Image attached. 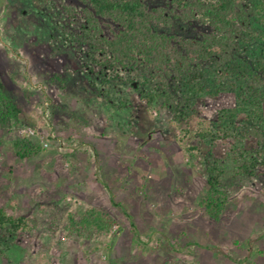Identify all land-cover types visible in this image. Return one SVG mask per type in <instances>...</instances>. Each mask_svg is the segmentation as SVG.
Wrapping results in <instances>:
<instances>
[{
	"label": "rangeland",
	"instance_id": "obj_1",
	"mask_svg": "<svg viewBox=\"0 0 264 264\" xmlns=\"http://www.w3.org/2000/svg\"><path fill=\"white\" fill-rule=\"evenodd\" d=\"M69 5L0 0V75L21 109L17 126L0 129V206L29 225L7 240L0 230V264H264L263 177L239 181L219 221L202 205L207 160L224 161L227 183L235 146L200 141L195 132L235 109V94L200 96L186 120L174 122L162 98H146L157 80L142 66L111 71L107 82L98 74L80 48L81 17L65 13ZM206 30L177 24L171 33ZM115 89L130 109L106 100ZM20 139L41 152L19 160ZM90 207L109 213L114 228L93 239L69 236V215Z\"/></svg>",
	"mask_w": 264,
	"mask_h": 264
},
{
	"label": "trees",
	"instance_id": "obj_2",
	"mask_svg": "<svg viewBox=\"0 0 264 264\" xmlns=\"http://www.w3.org/2000/svg\"><path fill=\"white\" fill-rule=\"evenodd\" d=\"M158 1L76 0L78 9L70 0L65 13L72 20L81 17L77 33L80 48L87 50L98 74L106 79L109 72L129 64L142 66L157 80L155 92L146 98L149 103L162 98L174 122L185 121L200 96L235 94V109L222 110L219 122L201 124L195 132L200 141L223 139L235 146L228 157L234 173L227 183L223 181L227 173L224 161L207 160L208 191L202 205L209 218L219 221L239 181L264 178V0ZM177 24H198L208 30L183 37L171 33ZM115 91L108 93L106 100L118 109H130L128 97L120 89ZM20 117L21 109L8 95L0 75V129L17 126ZM41 150L28 139L14 143L15 156L21 161ZM115 225L109 213L90 207L79 216L70 214L65 231L71 237L93 239L107 236ZM3 229L2 239L7 240L27 232L29 225L26 218L0 206Z\"/></svg>",
	"mask_w": 264,
	"mask_h": 264
},
{
	"label": "built area",
	"instance_id": "obj_3",
	"mask_svg": "<svg viewBox=\"0 0 264 264\" xmlns=\"http://www.w3.org/2000/svg\"><path fill=\"white\" fill-rule=\"evenodd\" d=\"M45 146H48L47 144H45Z\"/></svg>",
	"mask_w": 264,
	"mask_h": 264
}]
</instances>
